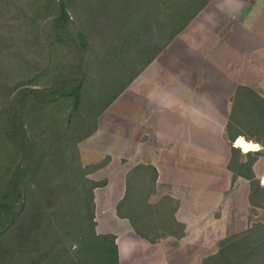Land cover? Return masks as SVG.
Masks as SVG:
<instances>
[{
	"label": "trees",
	"instance_id": "16d2710c",
	"mask_svg": "<svg viewBox=\"0 0 264 264\" xmlns=\"http://www.w3.org/2000/svg\"><path fill=\"white\" fill-rule=\"evenodd\" d=\"M211 1L0 3V264H120L117 238L97 232L95 190L105 184L89 175L101 165L85 167L79 145ZM227 131L231 142L249 136L264 146V99L241 87ZM260 156L249 153L238 170L245 156L233 146L230 168L264 208L252 171ZM157 179L155 168L136 167L118 206L151 243L166 236L153 230L170 231L168 198L150 204ZM203 264H264V223L223 239Z\"/></svg>",
	"mask_w": 264,
	"mask_h": 264
},
{
	"label": "crops",
	"instance_id": "0c3cea01",
	"mask_svg": "<svg viewBox=\"0 0 264 264\" xmlns=\"http://www.w3.org/2000/svg\"><path fill=\"white\" fill-rule=\"evenodd\" d=\"M175 45L185 46L187 57L201 53L210 66H161ZM241 87L264 99V0H212L80 144L84 166L101 165L89 175L105 184L95 190L97 232L117 238L120 264H152L148 253L153 264H168L171 252L184 256V264H203L223 239L264 223V208L251 203L249 180L230 168L235 142L227 126ZM119 100L118 117L112 109ZM247 138L260 146L249 153H261L252 171L264 188V146ZM140 166L153 167L158 175L150 204L168 198L170 231L155 243L118 215L127 177Z\"/></svg>",
	"mask_w": 264,
	"mask_h": 264
},
{
	"label": "rangeland",
	"instance_id": "374dc122",
	"mask_svg": "<svg viewBox=\"0 0 264 264\" xmlns=\"http://www.w3.org/2000/svg\"><path fill=\"white\" fill-rule=\"evenodd\" d=\"M3 1L4 0H0V3H2ZM9 7H10V10H9V12H7L9 17L10 16L15 17L14 16L15 10H13L14 9L13 6L11 7V5H10ZM185 50H186L185 46H183V45H175L172 48L167 49L164 56L162 57V59L160 61V65L167 67V68H173V69L179 68V67L180 68H183V67H191V68H197L198 67L199 68V67H204V66H210L207 64L206 59L201 55V53L195 52L196 55L197 54H199V55H197V57H194V58L190 55H189V57H187ZM212 62H214V61H212ZM120 105H121V100H119L118 104L112 109V112L115 114V116H118V117L121 114ZM116 124H118L117 121H116L115 125ZM243 138H246V140L248 139L247 137H243ZM234 145H235V143H234ZM79 149H80V156H81V160H82L80 145H79ZM240 151H241V153L244 154V152L242 150H240ZM104 161H106V160H104ZM82 162H83V164H85L86 159L84 161L82 160ZM89 178L92 179L91 176H89ZM167 207L169 209V206H167ZM168 215H169V212H168L167 217L164 221V224L167 222V224L165 226L169 225V223H170V221H168L169 219H167ZM165 226H163V227H165ZM163 227H161V228L163 229ZM158 229L153 230L154 233H159V232L162 233V232L168 231V227H165V230H163V231H161V229H159V230ZM166 255H167V263L168 264H184V260H183L184 256H181L180 253L178 255L175 252H171V253H167ZM145 259L147 261H150L153 264L152 259H154V258H151L149 253L145 256Z\"/></svg>",
	"mask_w": 264,
	"mask_h": 264
},
{
	"label": "bare ground",
	"instance_id": "6f19581e",
	"mask_svg": "<svg viewBox=\"0 0 264 264\" xmlns=\"http://www.w3.org/2000/svg\"><path fill=\"white\" fill-rule=\"evenodd\" d=\"M235 147L242 150L244 153H249V152L251 153V151H259L260 150V146L258 144L247 141L243 137H239L235 141Z\"/></svg>",
	"mask_w": 264,
	"mask_h": 264
}]
</instances>
